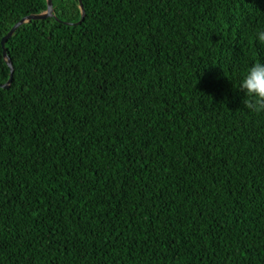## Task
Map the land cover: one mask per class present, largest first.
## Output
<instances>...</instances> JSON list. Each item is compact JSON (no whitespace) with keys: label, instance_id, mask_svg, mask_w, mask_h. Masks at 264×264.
Instances as JSON below:
<instances>
[{"label":"trees","instance_id":"16d2710c","mask_svg":"<svg viewBox=\"0 0 264 264\" xmlns=\"http://www.w3.org/2000/svg\"><path fill=\"white\" fill-rule=\"evenodd\" d=\"M0 0V264H264V0ZM12 77L9 88H3Z\"/></svg>","mask_w":264,"mask_h":264},{"label":"clouds","instance_id":"9594fccd","mask_svg":"<svg viewBox=\"0 0 264 264\" xmlns=\"http://www.w3.org/2000/svg\"><path fill=\"white\" fill-rule=\"evenodd\" d=\"M256 38L264 44V30L257 31ZM239 90L245 94L242 103L247 111L264 114V62L257 61L247 70Z\"/></svg>","mask_w":264,"mask_h":264},{"label":"water","instance_id":"95a60500","mask_svg":"<svg viewBox=\"0 0 264 264\" xmlns=\"http://www.w3.org/2000/svg\"><path fill=\"white\" fill-rule=\"evenodd\" d=\"M47 11L41 14H37V15H30L28 17L23 18L20 22H18L11 30L10 32L4 37V39L2 40V48H3V55H4V59L6 61V64L11 68V73H13V67H12V63L10 58L7 55V51L5 49V45L7 43V41L14 35V33L16 32V30L21 27L22 25L28 24L31 21H39V20H45L49 17H53V4H52V0H47ZM80 10H81V14H82V20L79 22V24L84 20L85 18V10H84V6L82 4V1L80 0ZM12 82V77L11 79L8 81L7 84L5 85H1L3 88H9Z\"/></svg>","mask_w":264,"mask_h":264}]
</instances>
